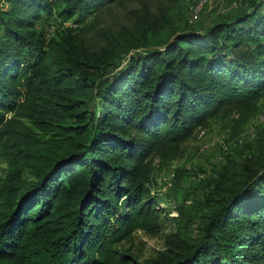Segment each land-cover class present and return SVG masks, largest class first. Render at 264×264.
I'll use <instances>...</instances> for the list:
<instances>
[{"label":"trees","instance_id":"trees-1","mask_svg":"<svg viewBox=\"0 0 264 264\" xmlns=\"http://www.w3.org/2000/svg\"><path fill=\"white\" fill-rule=\"evenodd\" d=\"M1 1L0 264H105L135 215L155 229L140 202L144 152L177 145L222 106L256 107L264 0H242L238 14L202 32L176 26L179 0ZM125 1L138 2L130 26L96 41L84 38L92 21L35 26L41 13L78 24ZM149 42L155 48L136 50ZM254 145L226 159L193 234L176 208L177 231L156 264H264V127Z\"/></svg>","mask_w":264,"mask_h":264},{"label":"rangeland","instance_id":"rangeland-1","mask_svg":"<svg viewBox=\"0 0 264 264\" xmlns=\"http://www.w3.org/2000/svg\"><path fill=\"white\" fill-rule=\"evenodd\" d=\"M242 0H179L172 10L177 27H189L194 32H202L219 18H230L238 14ZM5 2L0 5L6 7ZM138 2L113 3L84 17L78 24L76 17H70L61 25L52 21L44 13L40 14L35 26L44 25L47 33L53 28L70 27L79 29L93 22L84 31V38L96 41L103 31L115 32L118 28L130 26V11ZM46 18V19H45ZM188 22V24L186 23ZM104 37V36H102ZM157 38V36H156ZM137 43L136 40L133 41ZM108 48L109 44H108ZM155 48L149 42L146 48ZM113 51L112 47L109 49ZM134 50L121 55L120 64ZM264 127V93L256 101L251 112L239 111L236 107L222 106L207 117L202 125L195 126L192 133L174 146L154 147L144 152L143 161L147 167V179L141 182L140 202L149 203L155 217V229L138 226L140 215H135L124 228L122 237L112 243L104 253L105 264H156L166 249V237L177 231L176 208L182 212L180 225L193 234L203 222L208 212L204 193L211 181L221 171L227 158L237 159L251 153L259 129ZM5 164L0 159V177L5 173ZM24 177L28 178L24 173ZM134 212V211H133ZM150 229V230H149Z\"/></svg>","mask_w":264,"mask_h":264}]
</instances>
